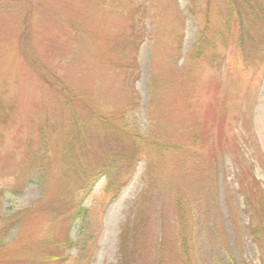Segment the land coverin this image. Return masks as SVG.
Returning a JSON list of instances; mask_svg holds the SVG:
<instances>
[{
    "label": "rangeland",
    "instance_id": "374dc122",
    "mask_svg": "<svg viewBox=\"0 0 264 264\" xmlns=\"http://www.w3.org/2000/svg\"><path fill=\"white\" fill-rule=\"evenodd\" d=\"M31 2L0 0V107L15 105L0 126V228L25 209L42 212L61 185L62 202L89 209L71 231L81 264H118L122 244L124 264H264L243 199L253 179L264 196V0L230 19L225 0ZM199 36L204 52L191 58ZM40 75L126 137L107 139L103 122L87 119L83 103L63 104L66 94ZM45 114L55 130L41 139ZM201 129L213 149L195 140ZM109 148L123 153L113 188L104 177L79 186L76 173H90ZM32 225L6 237L21 235L11 246L19 264L40 262L33 235L44 223L38 233Z\"/></svg>",
    "mask_w": 264,
    "mask_h": 264
},
{
    "label": "trees",
    "instance_id": "16d2710c",
    "mask_svg": "<svg viewBox=\"0 0 264 264\" xmlns=\"http://www.w3.org/2000/svg\"><path fill=\"white\" fill-rule=\"evenodd\" d=\"M24 4L23 1H25L24 5H31L32 0H20ZM226 2V11L225 15L227 19L232 18L231 14H234L237 12L239 15L242 11L245 12V8L247 5V0H225ZM14 3V2H13ZM29 10L25 12L24 22L25 26L28 24V14ZM141 13V12H140ZM131 15V14H130ZM135 20V19H133ZM139 21V19H136V24ZM137 37H140V33L136 34ZM142 36V35H141ZM28 34L25 39L24 47L26 49V46H28ZM136 40V39H135ZM202 38L199 36L196 39V43L194 45L195 47V54L190 53L191 58H195V56H200L203 54L204 49L201 48V42ZM210 41V39H205V49L207 46V42ZM140 42H137L135 45V49L137 50L138 45H140ZM198 47V48H197ZM204 47V45H203ZM134 50V53L135 51ZM27 54V53H26ZM24 52L22 55L25 56L26 60L29 62L31 67L34 69V72H36V68L34 67V58H31L29 54L26 55ZM41 76V75H40ZM44 76V75H43ZM41 76L42 79H45L51 87L55 88L57 91H61L62 97L60 99L64 102L63 104H75V105H81L85 108L87 112V119L92 120L93 118L99 120L100 122H103L106 127V136L107 139L111 138L110 136L115 137V131L121 133L122 136L126 137L125 134L121 132V130H118L114 125L115 123L104 116V120L100 116H95L94 112L92 110H88V105H86L83 101L76 98L75 95H73L69 89L66 86H56V84L49 82L47 78H44ZM83 103V105H82ZM5 107H0V126L1 124L8 123L11 119V115L13 111L15 110V105H4ZM87 108V109H86ZM8 109V111H6ZM37 117V116H36ZM51 117L48 114L44 115V118L42 120L43 126H40V131L37 136L40 135V138L43 139V134H46L47 136H52L55 130V126L52 122L49 123L48 120H50ZM36 123L33 120V124ZM79 124L78 119H75L71 117V123H68L67 125L69 127H73L74 129L77 128ZM65 125V124H64ZM104 127V128H105ZM46 130V132H45ZM67 131V130H66ZM200 132L196 134L195 140H199L198 142L200 146H205L208 143L210 144V147L212 146V149L214 148V140L210 141V138L205 134V131L203 132V129L199 130ZM70 132L67 133L66 138H64V141L62 143L63 151H67V147L69 145L70 141ZM78 140H80L79 134H77ZM110 135V136H109ZM109 136V137H108ZM71 142H74V139L71 140ZM110 144V142L108 143ZM71 145V144H70ZM69 145V146H70ZM167 147H170L167 145ZM62 152V151H61ZM64 154V153H63ZM68 154V153H67ZM123 153H116V151L113 150V148H109L104 152V156L101 159V161L97 164V166L92 169L90 173H85L86 171H81L82 174L85 176L83 177L80 173L77 172L78 179L77 184L79 186H84L85 182L83 178H90V183L86 186V188L92 183L94 185L98 179L101 177H104V187L107 189V191H110L112 187V170L115 169V167L118 164V161L122 160L123 158L120 156ZM62 157V155H61ZM68 157V156H65ZM121 157V158H120ZM64 158V156H63ZM65 161V160H64ZM89 180V179H88ZM91 185V186H92ZM259 185L257 184V181L253 179V183L250 184V190L248 194L244 196V202L246 205V208L248 212L250 213L252 224L247 228V232L252 236L253 240L258 244L259 247H262L264 250V196L259 194L258 190ZM58 191L54 192L51 196H45L44 200H41L40 203H43L44 210L42 212H37L36 208L31 209H25L23 212H20L18 214H13L9 217V222L6 223L4 226L0 228V264H19L20 260H24V258L18 259L17 253L18 251L14 252L11 250V246L13 242L20 241L21 235H17L15 239L12 241H6V237L8 233L13 229V227H16L17 225H20L21 227H28L30 225V230L34 229L35 233L39 232L41 223H44L43 226V235L40 236L39 233L34 236L35 243L38 242L43 246V249L41 251L37 252V256L40 258V262L38 261L37 264H67L71 258L75 259V264H81V261L83 260V247L80 246V244L72 238L71 231L73 230L77 220L87 221L89 216V209L84 207L80 201L78 202H72L71 199H68L64 202H62V199L68 195L66 191L67 188L59 185ZM117 189V188H116ZM258 192L255 193V190ZM118 190H115L114 192L117 193ZM115 193V194H116ZM114 194V195H115ZM52 201L60 202L57 205H53ZM35 207V206H34ZM146 213V212H145ZM139 214L144 215L143 211H139L136 213L138 216ZM74 246H77L78 251L77 254L71 255L70 249ZM27 247L26 240L23 239L22 242L18 243L16 245V249L24 250ZM124 245H121V256L119 257L118 264H124V253H123ZM177 254V253H176ZM183 257V256H182ZM32 258V256L30 257ZM167 258V257H166ZM33 259V258H32ZM232 263H236L235 261H232Z\"/></svg>",
    "mask_w": 264,
    "mask_h": 264
}]
</instances>
